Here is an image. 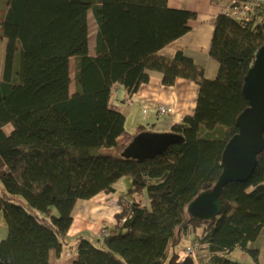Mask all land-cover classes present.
Listing matches in <instances>:
<instances>
[{
    "label": "trees",
    "instance_id": "obj_1",
    "mask_svg": "<svg viewBox=\"0 0 264 264\" xmlns=\"http://www.w3.org/2000/svg\"><path fill=\"white\" fill-rule=\"evenodd\" d=\"M247 1L248 20L228 9L216 17L210 55L219 68L210 78L183 47L172 58L160 53L196 17L169 0H0V211L8 228L0 264H51V251L70 245L77 202L115 192L123 176L132 178L130 193L148 191L151 206L122 195L99 243L76 239L73 264H244L232 258L236 250L260 263L251 245L264 229V150L247 181L224 187L219 215L197 221L188 212L218 181L249 105L243 86L264 44V0ZM149 70L165 85L193 80L199 94L194 113L170 130L183 140L139 160L118 144L126 117L111 98L118 84L137 92ZM189 234L197 236L188 245L194 252L182 257L173 249Z\"/></svg>",
    "mask_w": 264,
    "mask_h": 264
},
{
    "label": "crops",
    "instance_id": "obj_2",
    "mask_svg": "<svg viewBox=\"0 0 264 264\" xmlns=\"http://www.w3.org/2000/svg\"><path fill=\"white\" fill-rule=\"evenodd\" d=\"M231 1L169 0L171 7L195 12L196 17L190 20L191 29L189 32L180 37L174 44L164 47L160 53L172 58L176 53V47H183L187 54L205 67L206 75L214 78L218 72L219 64L211 57L210 46L215 30L216 17L227 10V5ZM148 74L149 81L142 83L138 91L133 94H129L127 89L121 84H118L114 89L111 107L125 115L126 123L128 119L133 118L132 124L130 126L126 124L124 133L118 138L119 145L128 144L134 135L138 133L141 125L149 126L150 131H170L174 124L180 123L186 115L193 114L195 111L199 94V85L195 81L178 78L173 85H165L163 83V74L160 71L149 70ZM160 106L171 107L173 112L166 115L160 114ZM157 115L160 119L165 117L161 130L156 129L158 123L154 122ZM111 194H99L92 199H84L77 202L73 211V224L68 233V241L70 242L68 246L77 249L76 239L79 236H86L90 239L100 238L104 222H113L115 214L121 208L122 195L111 197ZM80 202L82 203L80 204ZM78 204L84 206V212L82 213L84 225L78 223L75 217ZM87 204H91V209H86ZM94 217L95 219L92 222L95 224V228L97 227L95 231L94 228L92 229L90 225H87V220ZM188 237H186L187 242L183 247H176L173 250H179L181 255L182 249L185 248L184 246L189 245ZM257 241L252 243V245H256ZM77 250L68 254L66 246L60 254L56 251H51L50 263L73 264ZM261 257L262 252L260 253V262Z\"/></svg>",
    "mask_w": 264,
    "mask_h": 264
},
{
    "label": "water",
    "instance_id": "obj_3",
    "mask_svg": "<svg viewBox=\"0 0 264 264\" xmlns=\"http://www.w3.org/2000/svg\"><path fill=\"white\" fill-rule=\"evenodd\" d=\"M249 105L236 120L238 132L229 140L222 157V173L209 189L202 191L188 205L193 219L205 221L222 212L224 187L232 181H247L253 174L258 155L264 150V44L256 53L243 86ZM183 137L171 131H142L125 147L127 157L139 160L164 153Z\"/></svg>",
    "mask_w": 264,
    "mask_h": 264
},
{
    "label": "rangeland",
    "instance_id": "obj_4",
    "mask_svg": "<svg viewBox=\"0 0 264 264\" xmlns=\"http://www.w3.org/2000/svg\"><path fill=\"white\" fill-rule=\"evenodd\" d=\"M90 28H91V41L94 40V33H95V23L92 20V18L90 17ZM5 42L4 40H0V72H2L3 70V63H4V55H5ZM93 42H91V44L93 45ZM73 64V62H72ZM164 118L160 119V117H158V115L156 116V120H154V122L158 123L156 129L157 130H161L163 128V122H164ZM133 122V118L131 117L130 119H128L127 121V126H130ZM152 127V125H151ZM9 129L11 128V126L8 127ZM116 191L113 192L111 194V197L115 196V195H126L127 199L129 200H138L139 202H141V204L150 207V199H149V195H148V191L147 190H143L140 193H130V189L133 187V183H132V178L130 176H123L122 178H120L116 184ZM82 202H80L81 204ZM78 204L76 207V212H75V217L77 219V222L84 225V221L82 218V213L84 212V206ZM80 205V206H79ZM91 204H87L86 205V209H91L90 208ZM87 211V210H86ZM95 217H99V216H95ZM94 218L88 219L87 221V225H90L92 227V229H95V224L92 222ZM8 233V228L5 224L4 221V216L3 213L0 211V241L6 237ZM188 235L189 237L188 239V244L192 245L193 242L196 241V235ZM101 239H99V237H97V239H95L96 243H99ZM187 242L186 238H184L180 245L177 246V248H181L183 247V245ZM192 242V243H191ZM185 248L182 249V253L181 256L183 257L184 255H186V250L188 248V246H184ZM257 247L261 250L262 252V257H261V262L260 263H256L255 259L253 258V256L251 254H249L248 252H241L240 250L235 251L234 253H232V258L239 260L240 262H243L244 264H264V230L263 232L260 234L259 239L257 241L256 245H251V248ZM68 250L71 248V246H67ZM69 254V252H68ZM206 254H207V250L206 249H200L198 248L197 250V258H202L204 257V259L206 258ZM200 262V261H199ZM203 262H200V264H202Z\"/></svg>",
    "mask_w": 264,
    "mask_h": 264
},
{
    "label": "built area",
    "instance_id": "obj_5",
    "mask_svg": "<svg viewBox=\"0 0 264 264\" xmlns=\"http://www.w3.org/2000/svg\"><path fill=\"white\" fill-rule=\"evenodd\" d=\"M228 12L235 18L240 19V20H248L250 18L249 12L251 9V3L248 2L247 0H232L227 7ZM160 114H170L173 112V108L171 107H166V106H160L159 108ZM77 249L74 247H71L68 252L69 253H74ZM194 252V249L192 248H187V252Z\"/></svg>",
    "mask_w": 264,
    "mask_h": 264
},
{
    "label": "bare ground",
    "instance_id": "obj_6",
    "mask_svg": "<svg viewBox=\"0 0 264 264\" xmlns=\"http://www.w3.org/2000/svg\"><path fill=\"white\" fill-rule=\"evenodd\" d=\"M230 3H228L227 7L229 6Z\"/></svg>",
    "mask_w": 264,
    "mask_h": 264
}]
</instances>
